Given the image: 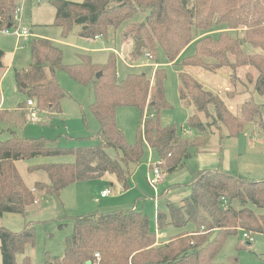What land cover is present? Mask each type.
<instances>
[{
  "label": "trees",
  "instance_id": "trees-1",
  "mask_svg": "<svg viewBox=\"0 0 264 264\" xmlns=\"http://www.w3.org/2000/svg\"><path fill=\"white\" fill-rule=\"evenodd\" d=\"M61 1L54 24L61 27L63 36L79 24V36L107 38L110 28L125 24L121 35L134 41L130 56L138 58L144 54L155 59L157 49L161 48L168 63L181 67L178 96L182 104L195 109L187 118L191 134L178 137L173 125L160 123V110L169 108L164 68L153 67L151 77L132 72L118 80L113 54L102 66L92 64L84 55L81 63L66 65L57 46L50 40L35 38L30 43L28 69L16 71L19 89L26 94V100L16 108L0 109V121L11 133L9 138L0 139V217L4 213L23 214L38 195L57 197L72 183L99 179L106 174L113 175L127 189L128 178L142 160L144 144L157 154L163 173L182 169L186 160L207 144L210 127L199 115L210 114V106L215 122L225 128L228 136L238 135L247 123L260 117L261 105L252 94L264 95V0ZM17 8V0H0V28L16 26ZM137 12H147L144 20L128 22ZM231 31L242 35L233 36ZM139 40L145 46L137 51ZM190 43H194V52L182 56ZM244 43L260 52H246ZM2 55L0 50V58ZM247 66L256 71L254 79L248 80L251 89L242 84L238 74L240 67ZM188 67L213 73L226 71L231 82L240 85L242 93H249L248 97L238 107L234 105V112L220 94L205 89L186 70ZM56 70H64L78 82L90 85L93 100L89 110L98 130L86 138L96 141L95 144L64 147L58 145L57 138L16 135L15 129L32 118L29 99L34 112L44 116L45 122H52L62 113L61 100L66 92L56 80ZM98 72L101 75L96 78ZM234 92L225 94L232 97ZM120 106L139 111L134 141L130 143L117 126L116 110ZM108 150H113L114 155L110 156ZM65 155L73 156V161L29 166L28 171L41 170L47 177V181H36L31 187L15 166L18 160ZM186 186L190 193L180 201L166 200L162 209L156 206L153 229L148 216L134 207L72 217V233L64 240L63 254L52 263L235 264L234 257L226 263L214 259L229 237L239 232L244 237L245 233L249 244L253 234H264V213L258 214L250 207L264 209V179H247L216 167L190 171ZM168 188H163L157 198L163 197ZM188 224L194 228L187 230ZM169 225L181 231L166 241H157L156 231L163 232ZM34 243L31 222L20 231L0 226L1 264H17L15 255ZM237 246L241 247L240 243ZM25 263L28 264L27 258Z\"/></svg>",
  "mask_w": 264,
  "mask_h": 264
},
{
  "label": "rangeland",
  "instance_id": "rangeland-1",
  "mask_svg": "<svg viewBox=\"0 0 264 264\" xmlns=\"http://www.w3.org/2000/svg\"><path fill=\"white\" fill-rule=\"evenodd\" d=\"M69 1L82 2L83 0ZM17 4L20 7L17 13L21 17L20 24L25 26L30 33L28 37L20 38L0 32V47L4 52L3 57L0 58V109L16 108L26 100V94L19 89L16 71L28 69L31 63L30 43L35 38H41L50 40L61 50L62 63L66 65L81 63L82 55H84L90 59L92 64L102 66L113 54L118 80L132 72L144 73L151 77L153 67L157 62V66L165 69L164 89L169 104V108L161 109L159 112L160 123L162 126L173 125L178 137L187 135L186 131L189 130L187 118L195 112V109L180 101L178 72L181 67L168 63L161 48L157 49L155 59L144 54L138 58L130 56L129 52L134 50V41L130 38H123L121 35L125 30V24L116 29L110 28L107 38L102 36L96 39L81 37L78 34L79 24H74L68 34L63 36L61 27L54 24L56 7L53 5V0H17ZM146 14L147 12H137L128 22H141ZM230 33L233 36L242 35L235 31ZM243 49L248 53L260 52V49L248 43L243 44ZM193 52L194 43H190L183 50L182 56ZM186 70L200 81L205 89L220 94L231 109L234 105L238 107L248 97L249 93H242L240 85L231 82L226 71L213 73L199 67H188ZM247 72L249 77H246ZM238 74L242 79V84H247L246 86L251 89L252 84L248 80L256 76L254 68L240 67ZM55 77L66 92V96L61 100L62 113L56 115L53 121L48 123L43 120L44 116L35 111L33 119L31 118L23 126L15 129L16 135L30 138H57L58 145L64 147L95 144L96 141L86 138L98 130V123L89 110V105L93 100L90 85L78 82L64 70H56ZM227 91H235V94L227 97L225 94ZM252 96L261 105L260 117L252 123H247L243 131L236 136H228L225 128L215 122L211 106L209 107L210 114L199 115L201 121L210 127L207 144L200 149V152L186 160V166L175 173L174 179L181 180L185 174L188 175L190 170L210 166L211 159H214V162L219 163V166L228 172L236 173L247 179H264V95L253 93ZM232 111L236 112L235 109ZM116 117L117 126L125 133L127 141L133 142L140 119L139 111L133 107L120 106L116 110ZM7 128L8 126L0 121V139H7L11 136ZM108 153L110 156L114 155L113 150H108ZM158 160L157 154L144 144L142 160L128 178L129 187L119 193L120 198L112 199L109 196L106 200L100 199L101 189L110 185L108 177L114 178L113 175L106 174L99 179L72 183L62 189L57 197L44 195L41 198L38 195L37 201L26 207L23 214L4 213L0 217V226L8 230L20 231L23 225L29 222L34 226L35 243L26 245L22 252L15 255L16 263L26 264L25 259L27 258L28 264H48L52 263L55 257H61L64 240L72 233V217L75 216L134 207L148 216L153 229L157 206L155 198L159 188L156 190L151 188L146 177L149 175V166L153 167ZM72 161L73 156L71 155L38 156L18 160L15 166L25 184L30 187L36 181H47V177L41 170L28 171L29 166ZM112 182L116 187L119 184L115 178ZM178 190L182 189L177 188L174 192ZM108 202H113V206L101 207L102 204ZM158 204L160 209L164 207V201ZM250 207L258 214L264 213V209L251 205ZM193 228L192 224L186 226L187 230ZM179 231L181 230L169 225L164 229L163 234L168 238ZM246 241L248 239L244 238L241 232L229 237L214 262L226 263L234 257L237 258L235 264H264V234H253L249 240L250 243ZM238 243L241 246L239 248Z\"/></svg>",
  "mask_w": 264,
  "mask_h": 264
},
{
  "label": "crops",
  "instance_id": "crops-1",
  "mask_svg": "<svg viewBox=\"0 0 264 264\" xmlns=\"http://www.w3.org/2000/svg\"><path fill=\"white\" fill-rule=\"evenodd\" d=\"M20 38H24V37H20ZM96 38H99V37H95V38H93V39H96ZM0 50L1 51H3L2 50V48L0 47ZM130 53V52H129ZM3 54H4V52H3ZM126 55H128V53L126 54ZM3 57V56H2ZM132 64V63H131ZM1 65H2V62H1ZM155 66H157V63H155ZM154 66V67H155ZM152 75V74H151ZM188 135V134H187ZM184 136H186V135H184ZM209 138V137H208ZM207 141H208V139H207ZM196 154V153H195ZM199 154V153H198ZM186 164V163H185ZM205 165V164H204ZM209 165L210 166H201V167H198V169H205V168H216V167H220L219 166V163H217V162H214V159H211L210 161H209ZM186 166V165H185ZM184 166V167H185ZM183 167V168H184ZM182 168V169H183ZM151 169H152V166H149V172L151 171ZM179 170H181V169H179ZM179 170H177L176 172H174V173H171V174H166V173H163L164 174V178H163V180H162V182L158 185V188H159V190H158V192H157V196H158V194H159V192L163 189V188H166V187H169L168 189H167V191L165 192V194H164V196L163 197H161L160 199H158L157 197L155 198V200H156V205L157 206H159V204H158V202H160V201H164V203H165V201L166 200H170V201H173V202H176V200H178V201H180L181 200V198H183V197H185V196H187L189 193H190V189H189V187H187L186 186V183L189 181V179H190V172L188 173V175H186L185 174V176L181 179V180H176V179H174V177L173 176H175V173H177ZM195 170V169H194ZM190 171H193V170H190ZM172 177V178H171ZM108 179H110V185L107 187V188H103V189H101V191H100V194H99V196H100V199H103V200H106V198L107 197H112V199H117V198H120V195H119V193L122 191V190H126V189H123L122 187H120V185L118 184V186L116 187L115 185H114V183L112 182V179H114V178H112V177H108ZM171 179H173V180H171ZM28 186V185H27ZM32 186V185H31ZM30 186V187H31ZM182 189V190H178L177 192H174V190L175 189ZM106 189H108L110 192H109V194H107V195H105V196H101V192L103 191V190H106ZM118 192V193H117ZM177 201V202H178ZM121 202V201H120ZM113 203V202H112ZM111 202L109 203H104V204H102L103 206H101V207H111V206H113V204H112ZM116 205V204H115ZM100 207V206H99ZM154 221H155V218H154ZM155 225V224H154ZM191 230V229H190ZM157 241H166V236H165V234H163V232H159L158 233V235H157Z\"/></svg>",
  "mask_w": 264,
  "mask_h": 264
},
{
  "label": "built area",
  "instance_id": "built-area-1",
  "mask_svg": "<svg viewBox=\"0 0 264 264\" xmlns=\"http://www.w3.org/2000/svg\"><path fill=\"white\" fill-rule=\"evenodd\" d=\"M19 10H20V7H18L17 10L15 11V19L17 20L16 26L13 28H0V32L5 33V34H12V35H15L18 37H24V38L29 36V33H30L29 30L25 26H22L20 24L21 17L19 16V14L17 15ZM27 104L28 106H30V109L32 111V119H33L35 112H34V105H33L32 100L29 99L27 101ZM186 134L190 135L191 131L187 130ZM163 178H164L163 172L159 169L158 165H154L151 171L149 172V175L146 177L149 186L153 188L154 190L158 188V185L162 182ZM109 192L110 191L108 189L103 190L101 192V196L103 197L109 194ZM158 233L159 232L156 231V235H158ZM244 237H247V234L244 233Z\"/></svg>",
  "mask_w": 264,
  "mask_h": 264
},
{
  "label": "water",
  "instance_id": "water-1",
  "mask_svg": "<svg viewBox=\"0 0 264 264\" xmlns=\"http://www.w3.org/2000/svg\"><path fill=\"white\" fill-rule=\"evenodd\" d=\"M62 4V1L61 0H53V5L57 8L59 7L60 5ZM145 46L144 42L142 40H139L137 41V44H136V49L137 51H139L141 48H143ZM101 75V72H98L96 74V78H99ZM25 86V85H23ZM48 264H52V263H48ZM86 264H90L89 262H87Z\"/></svg>",
  "mask_w": 264,
  "mask_h": 264
}]
</instances>
